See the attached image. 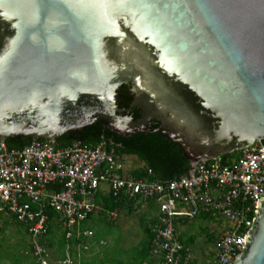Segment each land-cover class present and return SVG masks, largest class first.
<instances>
[{
  "label": "water",
  "instance_id": "1",
  "mask_svg": "<svg viewBox=\"0 0 264 264\" xmlns=\"http://www.w3.org/2000/svg\"><path fill=\"white\" fill-rule=\"evenodd\" d=\"M94 122L190 165L264 147V0H0V142ZM229 264H264V197Z\"/></svg>",
  "mask_w": 264,
  "mask_h": 264
},
{
  "label": "built area",
  "instance_id": "2",
  "mask_svg": "<svg viewBox=\"0 0 264 264\" xmlns=\"http://www.w3.org/2000/svg\"><path fill=\"white\" fill-rule=\"evenodd\" d=\"M117 144L100 138L96 143L74 140L59 145L52 140H31L20 148L0 142V213L12 216L35 238L47 234L50 209L54 224L66 239L83 241L93 231L83 228L98 207V193L119 199L153 202L155 219L149 224L151 264H189L190 248L177 234L179 221L207 214L225 218L216 240L217 264H229L241 251L257 202L264 197V147L256 142L236 150L224 162L221 157L197 162L185 173L166 180L135 178L124 166ZM105 185V191L101 188ZM109 220L118 213L107 211ZM67 242L54 264H77ZM83 247L87 249L88 245ZM35 264H52L45 244L32 247Z\"/></svg>",
  "mask_w": 264,
  "mask_h": 264
},
{
  "label": "rangeland",
  "instance_id": "3",
  "mask_svg": "<svg viewBox=\"0 0 264 264\" xmlns=\"http://www.w3.org/2000/svg\"><path fill=\"white\" fill-rule=\"evenodd\" d=\"M124 166L127 169H134L142 165V162L135 155L123 156ZM105 191V185H101ZM99 208V205L97 209ZM154 210L144 202H135L132 209H123L118 212L115 220H109L107 214L94 213L91 218L82 223L83 228H89L97 238H104L103 241H94L93 237L85 240L89 249L80 251V261L84 258L98 264L99 259L109 262L115 257L123 256V249L133 246L137 247L143 241L145 233L143 225ZM218 220V221H217ZM187 222V223H186ZM185 224L177 229L178 235L186 239L194 236V241L188 246L191 253V264H217L216 240L220 229L217 226H226L225 218H214L203 220L201 218L188 219ZM203 229H206L204 232ZM213 233L214 240L207 239V233ZM60 236L57 230L53 235L54 241ZM40 238L32 237L25 226L6 213L0 214V264H34L32 258V247ZM99 242V243H98ZM48 257L50 260H57L61 249L58 243L50 245L46 242Z\"/></svg>",
  "mask_w": 264,
  "mask_h": 264
},
{
  "label": "trees",
  "instance_id": "4",
  "mask_svg": "<svg viewBox=\"0 0 264 264\" xmlns=\"http://www.w3.org/2000/svg\"><path fill=\"white\" fill-rule=\"evenodd\" d=\"M100 138H107L114 141L117 144L116 152L119 155H135L142 162L141 166L131 170V175L135 178L147 180L172 179L182 175L190 167V162L183 155L182 148L179 146V144L175 141L165 138V135L161 134L159 131L147 133L136 132L130 135L126 134L121 136L111 131L104 124L94 122L83 127L82 130L68 131L63 133L56 138L55 142L59 145H67L74 140H79L82 143L90 144L96 143ZM31 140V137L21 139V137L17 136L6 138L4 142L9 148H20ZM37 140L46 139L38 138ZM235 153L236 151H233L220 157L224 162H227L233 156H235ZM96 200L100 204V207L98 209L96 208L90 214L88 219L91 218L94 213L105 214L107 211H115L118 213L123 209L131 210L132 205L137 202V199H128L127 197L116 199L109 194L104 195V197H102L100 200L97 197ZM148 203H150L151 208H156V205L153 202ZM47 213L50 220L47 234L43 235L39 242L42 244H46V242H48L50 245H54L55 242H57L58 247L61 249L59 256H63V248L67 242L74 245L80 240H77L74 237L72 239H66L65 233L61 231L59 226L53 223L54 219L57 217V214L50 209L47 211ZM198 217L203 220L212 219V217L207 214H200ZM57 230L60 232V236L57 241H54L53 235H55ZM144 230V240L139 244V246L135 247L134 261L137 260L135 264H141L143 261H149L150 263H153L155 260L150 255L149 242L152 234L147 224L145 225ZM203 230L206 232V229ZM206 235L209 241L215 239L214 234L211 232L207 233ZM178 237L179 240L186 246H189L194 241L193 235L186 239L183 237V235H179Z\"/></svg>",
  "mask_w": 264,
  "mask_h": 264
},
{
  "label": "crops",
  "instance_id": "5",
  "mask_svg": "<svg viewBox=\"0 0 264 264\" xmlns=\"http://www.w3.org/2000/svg\"><path fill=\"white\" fill-rule=\"evenodd\" d=\"M132 170V169H131ZM104 195H107V194H105V193H98L97 194V197H98V199L100 200L102 197H104ZM96 197V198H97ZM97 201V200H96ZM97 204L98 205H100L98 202H97ZM148 204V206H150V203H147ZM100 207V206H99ZM152 209H154V210H151V212H153V214H152V216H149L148 217V219H147V221L144 223V225H143V230H144V227H145V225L147 224L148 226H149V224L155 219V217H156V214H157V208H152ZM196 218V217H195ZM199 217L197 216V219H198ZM193 219V218H192ZM211 220H213V219H211ZM186 221H188V219L187 220H183V221H179V222H177V224H176V227H177V229H178V227L179 226H183L184 224H185V222ZM218 221V220H217ZM187 223V222H186ZM219 227H221V226H217L215 229H220ZM144 233H145V230H144ZM94 234V233H93ZM177 234H178V232H177ZM179 236V235H178ZM93 237V236H92ZM91 238V237H90ZM144 238H145V236H144ZM86 239H88V238H86ZM86 239H84L83 241H79V242H77L76 244H74V245H72L71 247V252H72V254H73V256H75L76 257V263L77 264H95L94 262H92V261H89V259H87V258H84V259H82L81 261H80V258H79V253H80V251H85V250H88L89 249V244L87 243V242H85V240ZM102 239H104V238H97L95 235H94V237H93V240L94 241H103ZM178 239H179V237H178ZM144 240V239H143ZM98 242V243H99ZM84 244H87L88 245V247H87V249H85L84 247H83V245ZM121 255H123V256H118V257H115V259H113V258H111L112 260L111 261H109V262H107V261H105V259H99L98 260V264H135V262L137 261H134V257H135V247H133V246H131V247H129V248H127V250L126 249H123V254H121ZM62 256H59V258L58 259H60ZM50 259V258H49ZM57 259V260H58ZM56 260V261H57ZM51 262H52V264H54L53 262L55 261V260H50ZM35 264V263H34ZM141 264H151L149 261H143Z\"/></svg>",
  "mask_w": 264,
  "mask_h": 264
}]
</instances>
